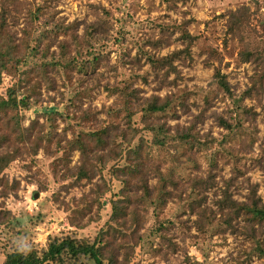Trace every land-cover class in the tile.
I'll use <instances>...</instances> for the list:
<instances>
[{
  "label": "trees",
  "instance_id": "obj_1",
  "mask_svg": "<svg viewBox=\"0 0 264 264\" xmlns=\"http://www.w3.org/2000/svg\"><path fill=\"white\" fill-rule=\"evenodd\" d=\"M162 1L167 5L175 3V0ZM54 2L55 0H40L33 6L19 0H0V37L6 43L2 47L0 44V167L4 166V158L14 160L22 152L35 156L42 149L47 153L48 144L55 139V122L59 119L65 124L63 130H70L69 139L65 136L55 139V152L61 154L59 162L67 167L72 152L76 151L79 155L75 171L70 172L72 185L79 184L82 179L89 181L90 174H98L101 184L93 189L94 197L90 202L84 195L73 200V206L68 205L72 230L49 235L45 246L40 249L33 245L26 246L20 239L9 240L10 251L4 253L1 264H138L146 246L148 250H152L151 239L159 238L170 243L164 230L172 223L166 219L152 226L147 236L139 234L144 226V202L153 198L154 187H148V177L152 176L160 185L161 205L171 195L167 186H172L175 190L179 186V181L172 179L173 171L167 174L161 172L160 163L152 159L153 148L168 152L175 162L174 166L179 165L178 151L184 149L194 153L201 150L209 152V167L204 175L195 173L187 180H180L185 196L182 199L179 192L177 197L186 203L189 213L195 216L193 226L200 233L207 232L206 235L209 236L216 230L237 233V220L243 221L245 225L242 233L254 244L247 255H255L264 260V246L260 240V234L264 233L261 230L264 226V204L256 195L254 186L247 187L249 194L245 197L246 201L238 202L231 196L233 179L229 178L213 203L216 211L206 206V193L216 184L212 173L216 166V156L233 155L230 148L224 147L227 138L243 134V146L248 143V147H251L255 142L252 135H246L240 127L213 112L210 115L217 126L226 132L218 141V152H213L209 144L216 140L208 133L199 134L196 129L197 123L202 121L201 112L194 115L186 126H168L159 118L150 120L149 117L153 115L165 113L172 102L161 105L158 104L157 97L151 101L142 98L140 90L133 87L131 82H124L118 87L103 86L106 94L113 97V102L109 106H102L100 111L90 106L83 109L81 100L90 96L97 88L96 85H88V82L94 80L96 70L105 58L102 48L107 44L105 34L111 28L110 15L104 7L96 6L99 12L95 13V20L84 26L79 35L77 30L80 23L76 20L65 23L64 18L57 17L51 7ZM248 12L247 7L240 6L224 15L226 34L242 44L237 62L255 64L249 86L238 97L231 90L227 75L221 72L223 58L218 51L208 47L199 53L205 55L206 65L211 60L216 61L212 74L214 91L221 97L232 100L234 105L245 99L264 95V47L258 48L249 37ZM20 16L24 25L15 29ZM34 23L37 24L35 28ZM186 23L187 21L181 25L175 22L160 25L157 37L148 36L138 48V55L145 58L161 86L175 84L176 79H180L177 64L187 65L192 61L191 47L196 37L184 29ZM176 30L179 36L175 40L181 42L180 48L166 55H155L143 49H159L169 44L171 35ZM113 42L119 45L120 39L116 36ZM51 46H55L56 50L50 51ZM15 74L22 78L23 96L20 98L11 93V85L5 89L8 79ZM54 76H60L68 83L69 98L62 112L56 107L47 111L45 107L41 112L45 122L39 124V90L41 87L48 91L55 90ZM171 76L173 78L169 79ZM64 100L62 96L61 102ZM50 101L53 99L50 98ZM179 106L184 111L187 109L185 102H179ZM234 109L236 116L242 114L250 121L255 119L252 108L237 105ZM28 110H32L34 117L27 127H21L18 113ZM99 113H103L105 118L97 119ZM174 118L177 116L174 115ZM192 164L194 170L198 171L199 165L195 162ZM262 167L264 169V164ZM112 181L120 184L116 191H112ZM16 189L17 182H10L0 174V196L5 197ZM107 194L110 196L107 197ZM94 204L97 216L98 210L103 206H110L108 222L98 229L93 238L81 236L77 230L92 221L87 214ZM85 218L86 222L82 223ZM13 219L11 211L0 204V228L10 226ZM22 235L26 236L25 232ZM118 256L121 257L120 260L117 259Z\"/></svg>",
  "mask_w": 264,
  "mask_h": 264
},
{
  "label": "rangeland",
  "instance_id": "obj_2",
  "mask_svg": "<svg viewBox=\"0 0 264 264\" xmlns=\"http://www.w3.org/2000/svg\"><path fill=\"white\" fill-rule=\"evenodd\" d=\"M19 1L33 6L40 2V0ZM96 6L107 10L111 28L105 34L107 44L102 48L105 58L96 70L94 80L88 82V85H96L97 88L90 96L81 100V107L84 109L90 106L100 111L102 106H109L113 102V97L106 94L102 89L103 86L118 87L124 82H131L133 87L140 90L142 98L151 101L152 98L157 97L158 104L161 105L168 101L172 102L165 113L153 115L149 117L150 120L155 121L159 118L168 126L176 124L186 126L194 115L201 112L202 121L197 123L196 129L199 134L208 133L216 140L209 144L213 152H218V141L226 132L217 126L210 114L214 112L221 115L233 125L240 127L242 132L247 133L246 135H252L255 142L251 147H248V143L243 146L245 136L243 134L236 138H227L224 147L230 148L233 155L216 156V166L212 169L216 184L206 193V206L216 211L213 203L229 178L233 179L230 192L234 200L246 201L245 197L249 194L247 187L251 185L255 187L256 195L264 204V169L262 167L264 164V95L251 97L234 105L232 100L221 97L214 91L212 74L213 68L217 65L216 61L211 60L206 65L204 64L205 55H199L201 50L208 47L218 51L223 58L221 72L227 75L231 90L238 97L241 91L249 86L255 64L237 62V54L242 49V44L236 38H230L226 34V16L224 15L227 11L236 10L240 6L247 7L249 37L258 48H262L264 47V0H175L172 5H167L162 0H55L51 5L52 11L57 17L64 18L65 23L74 20L80 23L77 30L79 35L82 34L84 26L95 20V13L99 12ZM185 21L187 23L184 29L196 37L191 47L192 61L187 65L178 63L180 79H176L173 85L161 86L155 72L145 62V58L138 55V48L148 36L157 37V28L160 25L173 22L181 25ZM23 25L24 22L20 16L15 29ZM36 25L34 23L33 28ZM177 30L171 35L169 44L159 49L150 47L143 49L155 55H166L180 48L181 42L175 40V37L179 36ZM17 35L19 36V33ZM116 36L120 39L119 45L113 42ZM58 39L62 40V37ZM0 44L1 47L6 45L1 37ZM53 50H56L55 46L50 47V51ZM54 78L55 90L48 91L44 87L39 90L40 102L37 106L39 124L45 122L44 115L41 114L45 107L47 111L56 107L62 112L69 98L68 83L64 82L60 76H54ZM172 78L173 76L169 77V79ZM21 80L19 75H12L5 87L6 89L11 85L10 91L16 98L23 96ZM62 96L65 98L63 102H61ZM50 98L53 101H50ZM179 102H185L187 107L185 111L179 106ZM237 105L252 108L255 119L250 121L242 114L236 116L234 108ZM174 115L177 118H174ZM33 117L32 110L20 111L19 125L27 127ZM103 118H105L103 113L97 115V119ZM55 123V139L64 136L69 139L70 130H63L64 122L57 119ZM45 126L47 127V124ZM55 139L48 144L47 153L39 149L35 156L22 152L14 160L3 159L4 166L0 167V174L10 182H17V189L10 191L5 197L0 196V204L10 210L14 217L10 226L0 228V264L4 253L10 251L9 240L20 239L24 245H33L40 249L45 246L49 235L72 230L68 205L73 206L72 201L84 195L90 202L94 197L93 189L97 184H101L98 174H90L89 181L82 179L79 184L72 185L70 172H74L78 165V152H72L68 166L64 167L58 160L61 154L55 152ZM178 152L179 165L174 166L175 162L168 152L155 148L152 150V159L160 163L161 172L167 174L173 171L172 179L179 181V186L178 190L167 186L171 195L166 197L165 203L161 205L159 204L160 185L155 178L148 177V187H154L153 198L144 202V226L139 230V234L144 233L147 236L152 226L166 219L172 223L166 231L164 230L171 245L168 241L159 238L151 239L152 250H148L146 246V251L141 255L138 264H262L264 262L262 258L247 255L254 244L246 234L242 233L245 225L243 221L237 220L236 228L239 231L237 233L230 230L224 232L216 230L209 236L206 235L207 232L200 233L194 228L195 216L189 213L186 203L177 197L179 192L182 199L185 196L180 180H187L195 173L204 175L209 167L210 154L202 150L194 153L183 149ZM191 159L199 165L198 171L194 170L192 164L194 162ZM118 164L121 165V162ZM104 173L107 175L106 172ZM111 186L112 191H116L120 184L112 181ZM96 209L95 204L91 206L87 215L92 221L77 230L81 236L93 238L98 229L107 224L110 206L106 204L98 210L99 216L96 214ZM218 217L216 214V219ZM85 222L86 218L82 223ZM255 229L259 230V227L255 226ZM261 230H264V226ZM24 232L26 236L22 235ZM260 240L264 246V233L260 234ZM120 258V256L117 257L118 260Z\"/></svg>",
  "mask_w": 264,
  "mask_h": 264
}]
</instances>
